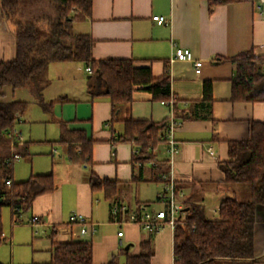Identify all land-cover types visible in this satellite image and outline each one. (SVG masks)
<instances>
[{"label":"crops","instance_id":"obj_1","mask_svg":"<svg viewBox=\"0 0 264 264\" xmlns=\"http://www.w3.org/2000/svg\"><path fill=\"white\" fill-rule=\"evenodd\" d=\"M256 5L257 0L222 5L209 13L203 0H91L90 16L77 23V34L89 35L92 40L93 60H130L135 67L149 68L154 78L161 76L165 67L168 69L178 115L172 135L178 147L173 173L176 202L182 207L202 205L209 220L217 219L219 204L225 197L239 193L246 196L244 189L223 182L218 164L227 160V143L247 139L251 122H264V101H231L236 68L232 59L245 52H252L254 57L264 55V13H259ZM154 15L165 17L169 24H156L151 19ZM174 48L188 49L194 61H202L201 67L196 70L192 63L171 61ZM12 50L13 58L14 43ZM82 68L73 62L53 63L41 79L45 85L42 102L45 103L44 95L49 99L46 103L62 101L49 110L40 105L42 110L62 125L64 133L82 130L93 144L87 165H74L66 160V181L61 186L57 184L53 192L36 197L25 211L28 217L39 218L38 226L44 234L50 232L47 243L39 247L43 251L41 258L34 261L38 251L33 248L36 252L30 255V264H47L54 243H91L93 264H107L112 255L126 246L130 255L137 254L139 243L148 233L134 224L111 222L109 202L104 199L107 210L102 213L97 193L101 196L103 193L91 191L89 177L95 175L100 180L117 183L115 201L134 211L137 206H150L149 201L157 199L163 188L161 175L168 171L165 155L157 160L153 153L156 169L151 163L148 168L144 163L138 166L133 146L115 143V139L122 131L123 121L163 123L173 118L171 107L152 101L147 92L135 90L132 102L119 108L117 121L113 122L110 102L103 95L104 84L92 72L86 73V81L82 79L81 73L85 72ZM204 83L211 85L210 104L203 102ZM24 145L27 147V143ZM4 154L8 156L9 151ZM53 178L55 181V175ZM64 185L73 194L69 212L64 211L67 193ZM73 214L82 215L94 224L95 233L83 239L73 238L71 233L78 230L77 225L68 224ZM119 231L122 237H117ZM172 235L173 229L163 224L153 236L151 264H173ZM253 256L254 264H264V207L255 212Z\"/></svg>","mask_w":264,"mask_h":264},{"label":"trees","instance_id":"obj_2","mask_svg":"<svg viewBox=\"0 0 264 264\" xmlns=\"http://www.w3.org/2000/svg\"><path fill=\"white\" fill-rule=\"evenodd\" d=\"M26 0H0V17L13 27L14 55L9 61H0V143L27 108L22 100L3 101L4 89H20L32 84L38 104L49 110L56 102L43 103L42 77L53 63H81L98 75L105 86L103 95L111 105V121H117L121 106L132 102L135 90L147 92L152 101L168 104L172 101L173 120L178 118L171 95L170 76L165 67L161 76L154 78L149 68L135 67L130 60L91 58L92 40L89 35H72V24L90 16L91 0H59L57 18L25 20L20 16L21 3ZM209 13L214 7L253 0H203ZM236 63L231 88V101H264V55L254 57L245 52L232 59ZM211 85L204 83L203 102L210 104ZM183 119V118H182ZM167 122V121H166ZM128 119L122 122V131L115 143H129L140 161L152 160L156 147L165 142V124ZM7 141V140H6ZM9 142V141H8ZM56 143L65 147L66 158L74 165H87L91 159L93 141L82 130H69ZM227 160L219 162L226 186L243 185L248 190V200L237 195L225 197L219 204L218 217L209 220L202 205L186 204L174 221L172 235L173 264H254L253 230L255 212L264 207V122H251L248 137L230 141ZM27 147H21L25 154ZM12 162L0 158V244L4 242L1 211L7 206L24 213L36 197L49 194L56 188L53 175H31L23 182L12 180ZM152 167L157 168L153 163ZM10 181V185L5 182ZM91 191L102 192L109 205L115 201L118 184L100 180L91 175ZM138 245V253L130 255L120 250L107 264H151L153 234ZM47 264H93L92 245L86 242L54 243Z\"/></svg>","mask_w":264,"mask_h":264},{"label":"rangeland","instance_id":"obj_3","mask_svg":"<svg viewBox=\"0 0 264 264\" xmlns=\"http://www.w3.org/2000/svg\"><path fill=\"white\" fill-rule=\"evenodd\" d=\"M59 5V0H26L21 3L20 16L25 20H43L44 18L54 20L57 18ZM77 23L78 22L73 23L72 28L70 29V33L73 36L77 34ZM13 43V27L0 17V61L11 60L13 54ZM78 65L81 69H83V65L81 63H78ZM262 70H264V68H262ZM87 77L88 75L85 72L81 73V78L85 81ZM31 85L32 84H29V86H25L20 89H12L10 86H7L4 89L3 101L9 102L13 100H22L27 103V108L23 114L17 117L12 130L5 135V140H3L4 142L0 143V158L6 156L4 153L8 151L9 154L5 157L6 159L14 154L19 155V160L12 162V178L16 183L21 180H26L33 174H37L35 172H43L41 174L52 173L55 175V185L57 186L58 184L61 186L67 178L65 175L66 170L64 164L67 158L65 147L58 145L56 141L65 133L62 129V125L53 121L52 118H50V116L42 110L41 106L35 103L37 100ZM82 85L84 86L85 84L83 83ZM43 99L45 103L49 100L45 95ZM10 134L14 136L17 135L18 138L11 140L9 137ZM17 141H20V144H18ZM24 143H27L28 153L20 154L21 147ZM165 145L166 143H162L156 147L154 151V155L156 156L155 159H162L165 155L168 160V153L166 152V149L165 151L163 149ZM135 152L136 150L134 149L136 165L139 166V164L141 165L144 163L145 168L149 167V163L153 165V160L140 161V157L135 155L137 153ZM72 169L76 168L73 167ZM73 171H75L73 172V175H75L76 170ZM236 187L246 191V196L239 193L237 195L238 199L241 201L248 200L249 197L247 188L243 185H236ZM64 188L67 192L65 194L66 205L64 211L69 212V210L73 207L72 204H70L72 203L73 194L71 193V189H69L66 185H64ZM97 197L99 199L100 210L102 213H105L107 210V203L104 201L101 194L97 193ZM148 204L150 205L148 206L150 210L154 208H162V210H165L166 208L165 204L158 202L156 198L149 201ZM26 214L27 213L25 212L23 213V221L21 223L13 224L10 217V209L7 206L2 208L1 216L4 233L3 238H5L6 241L5 243L0 244V264H30V258L36 252L33 248H37L38 251L37 255L34 256V261L36 258H41V253H43V251H39L41 250L39 247L40 245L47 243V237L50 236V232H46V234H44L41 226L33 227L29 225L26 222L29 218ZM111 222L113 221L111 220ZM113 223L117 225L115 222ZM13 234L14 238L12 240L10 237Z\"/></svg>","mask_w":264,"mask_h":264},{"label":"built area","instance_id":"obj_4","mask_svg":"<svg viewBox=\"0 0 264 264\" xmlns=\"http://www.w3.org/2000/svg\"><path fill=\"white\" fill-rule=\"evenodd\" d=\"M256 10L259 13H264V0H257ZM152 21L158 25H168L169 21L161 16L154 15L151 17ZM171 61H179V62H189L192 63L194 69L198 70L202 61H194L191 55V52L188 49L184 48H174L171 56ZM85 73L91 74V70L89 68H85ZM171 107L172 101L168 103ZM177 123L170 118L165 124V143H166V152L168 153V171L166 174L161 175V180L163 181V189L162 192L158 194L157 200L158 202H162L165 204V210H150L148 205H139L133 211H129L126 206L121 204L118 201H113L110 204L109 214L111 216V220L118 225H124L126 223L134 224L139 226L142 230L146 232H151L154 236L158 234L162 225H167L171 229L174 227L175 219L180 216L181 211L183 209L176 202V197L178 193L175 189V182L173 181V173H174V157L178 152V147L175 141L173 140V131L177 127ZM10 139L18 138V136H14L12 134L9 135ZM20 144V141H17ZM14 143V142H13ZM136 153V152H135ZM211 153V152H210ZM19 155L14 154L6 159V162H13L19 160ZM6 185H10V181L5 182ZM15 216L13 217V224L21 223L23 221L22 216L23 212L20 209H14ZM29 225L33 227H37L40 225V220L37 216H31L26 221ZM69 227L76 226L78 227L77 232L71 233V236L76 239H83L85 237H89L95 233V226L91 222H88L85 217L79 214H73L69 217L68 220ZM122 231L117 233V237H122Z\"/></svg>","mask_w":264,"mask_h":264},{"label":"water","instance_id":"obj_5","mask_svg":"<svg viewBox=\"0 0 264 264\" xmlns=\"http://www.w3.org/2000/svg\"><path fill=\"white\" fill-rule=\"evenodd\" d=\"M186 211H187V209H182L181 213H182V212H186ZM128 248H129V246H126V247H125V250H128Z\"/></svg>","mask_w":264,"mask_h":264}]
</instances>
